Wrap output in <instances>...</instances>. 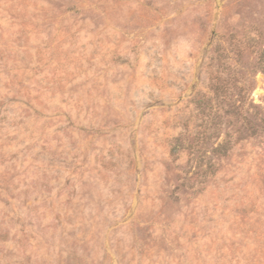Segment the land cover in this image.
I'll return each instance as SVG.
<instances>
[{"label":"rangeland","instance_id":"obj_1","mask_svg":"<svg viewBox=\"0 0 264 264\" xmlns=\"http://www.w3.org/2000/svg\"><path fill=\"white\" fill-rule=\"evenodd\" d=\"M0 264H264V0H0Z\"/></svg>","mask_w":264,"mask_h":264}]
</instances>
